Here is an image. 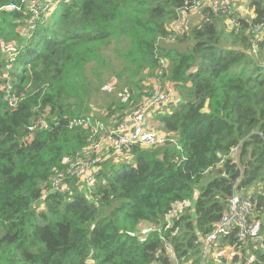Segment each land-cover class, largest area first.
<instances>
[{"label":"trees","instance_id":"1","mask_svg":"<svg viewBox=\"0 0 264 264\" xmlns=\"http://www.w3.org/2000/svg\"><path fill=\"white\" fill-rule=\"evenodd\" d=\"M54 1L38 0L34 18L29 0H0V264H214L202 238L234 193L253 202L259 231L219 242L239 264H264V0L241 14L236 0L233 13L203 2L181 33L178 11L196 0ZM157 79L175 91L173 109L152 116L173 141L123 149L133 163L109 156L92 185L71 178L49 193L50 174L88 144L69 122L98 100L108 115L131 111ZM37 116L47 128L32 129ZM175 203L190 205L168 219ZM142 226L156 227L144 241Z\"/></svg>","mask_w":264,"mask_h":264},{"label":"built area","instance_id":"2","mask_svg":"<svg viewBox=\"0 0 264 264\" xmlns=\"http://www.w3.org/2000/svg\"><path fill=\"white\" fill-rule=\"evenodd\" d=\"M203 2L207 3L214 12L220 10L221 12L233 13L229 7L230 0H196V5ZM32 5V17L35 18L38 16V9L41 6L34 7L35 5ZM12 9L14 8L12 7ZM228 22L232 23L233 18L229 17ZM259 33L261 34V31ZM159 61L162 68L165 62L163 59ZM152 89V94L131 111L107 115V123L93 114L81 116L69 122V126L80 125L87 128L89 132L88 144L75 154L73 160L64 170L50 174L48 178L50 190L62 192L66 186V181L71 178L80 180L84 185H92L96 180L98 164L109 157L113 150L122 151L135 145L146 147L173 141L165 133L153 131L147 123V115L154 112L160 104L167 102L170 94L158 79L155 80ZM14 99V97L10 99V105L14 104ZM47 127L48 123L42 116H37L32 124V129H45ZM237 149H233V156H236ZM252 209L253 202L248 197H244L240 193L232 194L228 199L225 211L214 224L213 230L202 238L204 255L215 240L221 236L229 235L233 229L235 230V237L239 240L257 235L259 231L258 222L248 221ZM155 228L154 226L139 228L136 232L139 240L144 241L147 234ZM164 246L168 249L169 255L174 256V252L170 250V245L165 243Z\"/></svg>","mask_w":264,"mask_h":264},{"label":"rangeland","instance_id":"3","mask_svg":"<svg viewBox=\"0 0 264 264\" xmlns=\"http://www.w3.org/2000/svg\"><path fill=\"white\" fill-rule=\"evenodd\" d=\"M245 1L246 0H238L237 4L236 2L233 3L232 8L235 10L236 13L241 14L244 13L245 11ZM34 7H38V0H29V11L31 12V8ZM202 7L200 5H194L192 6L189 11L184 10V9H180L179 12V19L177 22H175L174 24V30L178 33H181L183 30H189L190 27L195 23L198 22L199 20L202 19ZM29 23V22H28ZM177 33V34H178ZM191 42L189 41V39H185L180 45L179 47L182 49H188L190 47ZM109 79H107L104 83H108ZM115 81H111L108 84L105 85V87L107 88V90L109 91L110 94L115 93V88L113 87ZM94 92V91H93ZM99 92V91H98ZM95 94V99L98 97H103V94L94 92ZM169 96L167 99V102H165L166 106H164V108L162 109L163 112H167L173 109L174 105H172L171 103H173L174 101H176V97L175 99L174 94L175 91L174 90H170L169 91ZM104 99L106 101H108L109 99H111V96L109 95H105ZM99 103L100 101L98 100L97 102H93V111L92 113L94 114V116H98L99 119H101V117H104V121L107 120V115L109 113L108 109L105 106H102L101 108L99 107ZM147 123L150 125V127L153 129V131L155 132H159L158 129V123L157 121L152 117L153 116V112H151L150 114L147 115ZM102 120V119H101ZM111 160L112 162L115 164V166H118L120 163H133V158L130 157L129 154L127 153H122V151L119 150H113L111 152ZM84 187V186H83ZM190 205V203L188 204H184V203H175L174 204V211L173 213L168 216V219H171L172 216L176 215V213H180L184 210V207ZM40 209V208H39ZM220 238V237H219ZM219 238L217 240H215L211 246V248L209 249L208 252L205 253V255L203 256L204 260L206 259H213L214 260V264H231L230 260L235 258V262L233 264H239L240 258L243 257L242 254L240 253L239 249H235L234 246L232 245H225V244H221L219 242ZM232 258V259H231Z\"/></svg>","mask_w":264,"mask_h":264},{"label":"clouds","instance_id":"4","mask_svg":"<svg viewBox=\"0 0 264 264\" xmlns=\"http://www.w3.org/2000/svg\"><path fill=\"white\" fill-rule=\"evenodd\" d=\"M57 1H58V0H56V2L54 3L53 7L56 5Z\"/></svg>","mask_w":264,"mask_h":264},{"label":"water","instance_id":"5","mask_svg":"<svg viewBox=\"0 0 264 264\" xmlns=\"http://www.w3.org/2000/svg\"><path fill=\"white\" fill-rule=\"evenodd\" d=\"M52 192H53L52 190L49 191V193H52Z\"/></svg>","mask_w":264,"mask_h":264},{"label":"crops","instance_id":"6","mask_svg":"<svg viewBox=\"0 0 264 264\" xmlns=\"http://www.w3.org/2000/svg\"><path fill=\"white\" fill-rule=\"evenodd\" d=\"M235 2H236V4H237L238 0H236Z\"/></svg>","mask_w":264,"mask_h":264}]
</instances>
